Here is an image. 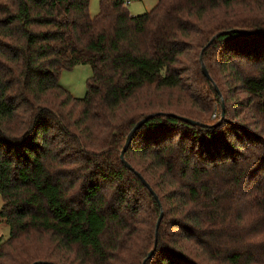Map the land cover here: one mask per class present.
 <instances>
[{"label": "trees", "instance_id": "trees-1", "mask_svg": "<svg viewBox=\"0 0 264 264\" xmlns=\"http://www.w3.org/2000/svg\"><path fill=\"white\" fill-rule=\"evenodd\" d=\"M128 1L0 0V264H264V0Z\"/></svg>", "mask_w": 264, "mask_h": 264}, {"label": "rangeland", "instance_id": "rangeland-1", "mask_svg": "<svg viewBox=\"0 0 264 264\" xmlns=\"http://www.w3.org/2000/svg\"><path fill=\"white\" fill-rule=\"evenodd\" d=\"M157 1L158 0H129V2L126 5H127L129 12L132 15H138V14L148 12L157 3ZM98 10H99V0H90L89 2L90 16L91 17L95 16L98 13ZM223 61L224 60L220 61L219 63H222ZM206 71L208 73L207 69ZM216 72L217 73H215V76L219 80L218 87L220 88L222 92L223 98L228 99V98L233 97L229 105V119L235 120L237 122H241L243 126L251 130H254L253 120L250 118L241 117L245 111L243 107L239 105L238 103H233V102H244L246 100L245 98H246L247 93H245L242 89H240L239 83L236 81H233L230 78V76L227 75L228 73L226 71L223 72L222 69L218 67ZM91 74H92V69H91L90 64L87 62H79L72 69L63 70L61 72L60 77H59V83L64 89L69 91L70 94H72L73 96L82 97L86 91V80L87 78L90 77ZM219 101H220V104L221 102L223 103L221 94H220ZM219 101H217V104H215L216 107L218 105V108H219ZM221 109H222V106H221ZM236 113L238 114L237 116L235 115ZM213 117H214V114L212 115V118ZM220 118H221V115H220ZM240 118H242V120H237ZM1 205H2V200L0 197V207ZM8 235H9L8 226L5 224V222L0 221V236H2L3 238H6L8 237ZM185 253L187 254L188 258L193 262H196L199 264H212V263H207V261L203 259L199 250L196 253H191L190 250H188Z\"/></svg>", "mask_w": 264, "mask_h": 264}, {"label": "water", "instance_id": "water-1", "mask_svg": "<svg viewBox=\"0 0 264 264\" xmlns=\"http://www.w3.org/2000/svg\"><path fill=\"white\" fill-rule=\"evenodd\" d=\"M236 31H238V30H236ZM240 32L248 33L247 31H240ZM212 41H213V39L210 40V42L208 43V45H209ZM201 68H202V72H203V74H204L208 79H210V77H209V75H208V73H207V71H206V69H205V67H204L203 64H202V67H201ZM214 88H215V90L217 91V93L220 94V92H219V90H218V88L216 87L215 84H214ZM221 106H222L221 118H223V117H224V106H223V103H222V102H221ZM157 114H158V113H157ZM157 114H149V115H147L146 117H144L143 119L139 120V121L135 124V126L132 128V130L129 132L128 136L126 137L125 144H124V146H123V148H122V150H121V152H120V158H121V161L123 162V164H124L128 169H130V170H132V171H133V168H132V167L127 163V161L125 160V158H124V153H125L127 147L129 146V143H130V141H131V139H132L134 133L136 132V130L139 129V128L142 126V124H143L146 120L152 118L153 116H155V115H157ZM172 115H173V114H172ZM173 116L176 117V118H178V119H180V120H182V121H184V122H187V123H189V124H192V125H197V124H199L198 122H196V121H194V120H192V119H190V118H186V117H182V116H178V115H173ZM135 173H136V172H135ZM136 174H137V176L140 178V180L143 182V184H145V186H146V187L149 189V191L153 194V196L155 197V199L158 201L157 196L155 195V193L153 192V190L149 187V185L145 182V180H144V179H143L138 173H136ZM161 218H162V213H160L159 218H158V220H157L156 229L158 228V225H159V223H160ZM152 253H153V250H151V251L148 253L147 258H150L151 255H152ZM145 261H146V259L143 260L142 264H145ZM37 263H39V262H33L32 264H37Z\"/></svg>", "mask_w": 264, "mask_h": 264}, {"label": "built area", "instance_id": "built-area-1", "mask_svg": "<svg viewBox=\"0 0 264 264\" xmlns=\"http://www.w3.org/2000/svg\"><path fill=\"white\" fill-rule=\"evenodd\" d=\"M129 2V1H128Z\"/></svg>", "mask_w": 264, "mask_h": 264}]
</instances>
